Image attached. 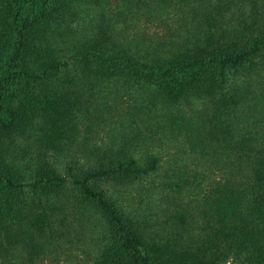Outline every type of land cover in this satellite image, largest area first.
<instances>
[{
    "label": "trees",
    "instance_id": "obj_1",
    "mask_svg": "<svg viewBox=\"0 0 264 264\" xmlns=\"http://www.w3.org/2000/svg\"><path fill=\"white\" fill-rule=\"evenodd\" d=\"M102 1L0 0V264H264V0Z\"/></svg>",
    "mask_w": 264,
    "mask_h": 264
},
{
    "label": "rangeland",
    "instance_id": "obj_2",
    "mask_svg": "<svg viewBox=\"0 0 264 264\" xmlns=\"http://www.w3.org/2000/svg\"><path fill=\"white\" fill-rule=\"evenodd\" d=\"M162 3H170V7L166 8L163 13L160 15L150 18V19H141L138 22V28L140 32H144L146 35H163L165 31H167L168 27H171L172 29L177 30V27L173 24H171V21L166 19L169 16H173L172 14V7L174 4H177L176 1L178 0H160ZM120 5V0H103L100 3V10L101 12L106 16L109 17H115L117 12H119L122 8H118ZM130 14H123L122 18L126 19L129 17ZM106 16V17H107ZM85 130L88 131L85 133L87 135L86 139L89 138L90 141L99 142V141H106V135L105 133L108 132V127H101L97 126L95 123H86ZM172 151V149L169 150V152ZM165 155L162 156V160L164 161ZM162 172V171H161ZM160 172V173H161ZM159 173V175H160ZM158 175V176H159ZM157 178H154V181H157ZM154 198L150 197L149 201L153 202ZM65 261V262H64ZM64 261L60 262L59 264H72L74 259L73 257H67Z\"/></svg>",
    "mask_w": 264,
    "mask_h": 264
}]
</instances>
